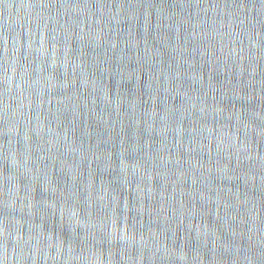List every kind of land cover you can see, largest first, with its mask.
Returning <instances> with one entry per match:
<instances>
[{"label":"water","instance_id":"water-1","mask_svg":"<svg viewBox=\"0 0 264 264\" xmlns=\"http://www.w3.org/2000/svg\"><path fill=\"white\" fill-rule=\"evenodd\" d=\"M0 264H264V0H0Z\"/></svg>","mask_w":264,"mask_h":264}]
</instances>
